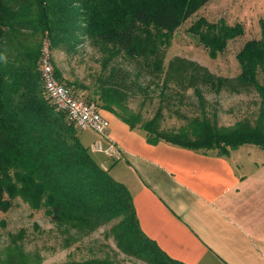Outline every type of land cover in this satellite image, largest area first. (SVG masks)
Wrapping results in <instances>:
<instances>
[{
	"label": "trees",
	"instance_id": "trees-1",
	"mask_svg": "<svg viewBox=\"0 0 264 264\" xmlns=\"http://www.w3.org/2000/svg\"><path fill=\"white\" fill-rule=\"evenodd\" d=\"M208 1L80 0L88 15L87 26L79 30L101 46L113 48L115 55L125 54L136 73L182 91L192 89L201 105L204 87L216 93L255 90L262 106L253 124L241 119L234 127L218 125L202 109L201 116L190 119L191 135L184 129L175 135L158 134L154 131L157 119L140 121L137 114L126 111L123 101L129 97L130 84L134 85L132 72L115 66L98 78L92 92L95 99L89 101L117 114L132 127L139 126L149 140L163 138L194 149L219 150L221 154L243 144L264 150V18L259 20L260 37L247 40L236 55L240 65L236 76L214 74L179 55L165 61L174 30ZM52 5V0H0V212L8 211L20 198L34 210L43 209L51 222L82 235L117 219L114 237L127 255L149 264H182L164 256L141 233L125 185L96 163L65 116L43 95L37 69L40 39L31 43V33L24 32L35 31L36 38L45 32V39L48 31L51 38L56 36L61 24L49 17ZM190 30L210 56L243 34L241 24L229 25L221 19L210 22L203 17ZM95 263L105 261L63 264ZM0 264L26 263L18 253L0 257Z\"/></svg>",
	"mask_w": 264,
	"mask_h": 264
},
{
	"label": "rangeland",
	"instance_id": "rangeland-1",
	"mask_svg": "<svg viewBox=\"0 0 264 264\" xmlns=\"http://www.w3.org/2000/svg\"><path fill=\"white\" fill-rule=\"evenodd\" d=\"M52 2L53 11L48 10L49 17L55 18L61 25L56 36L51 38L49 31L46 33L49 40V57L56 77L75 95L87 101L94 100L95 95L92 92L98 78L106 76L112 66L122 67L132 72L131 78L134 83L130 84L128 89L129 97L123 101L126 111L137 114L140 121L157 119L158 126H154V131L158 134L175 135L184 129L191 135L193 129L190 126V119L201 116L202 109L211 121L226 127H234L241 119H248L251 124L255 122L262 106L261 98L255 90L234 92L220 90L216 93L209 87H204L201 88V97L204 98L201 105L198 95L192 89L182 91L176 86H165L161 81L140 75L136 73L134 66L129 64L125 54L115 55L113 48H105L100 42L92 41L89 36L83 35L79 29L87 26L88 15L83 2L80 0ZM45 4L49 5L47 2ZM199 17L210 22L221 19L229 25L241 24L243 34L229 40L222 51L210 56L208 49L190 30ZM262 18L264 0H209L174 30L165 61L179 55L198 62L214 74L224 77L236 76L240 72L236 55L247 40L260 37L259 20ZM24 33H31L28 36L31 43L35 41L36 44V39H40L39 46L43 49L46 41L45 32L41 38L40 36L36 38L35 31ZM107 65V69H104ZM80 84L84 88L79 86ZM158 109L160 114H157ZM70 124L85 147L98 137L91 130L79 131L72 123ZM92 155L95 160L104 157L99 154ZM115 168L117 167L114 166V171ZM114 171L112 170L113 175ZM116 222L117 219H112L90 234L82 235L66 225L51 222L43 209L34 210L20 198H16L8 211L0 212V257L19 253L26 264H63L91 259L103 260L109 264H149L142 258L127 255L117 244L113 231Z\"/></svg>",
	"mask_w": 264,
	"mask_h": 264
},
{
	"label": "crops",
	"instance_id": "crops-1",
	"mask_svg": "<svg viewBox=\"0 0 264 264\" xmlns=\"http://www.w3.org/2000/svg\"><path fill=\"white\" fill-rule=\"evenodd\" d=\"M100 110L121 157L90 154L104 156L93 159L125 185L141 233L164 256L182 264H264L263 149L243 144L221 154L149 140Z\"/></svg>",
	"mask_w": 264,
	"mask_h": 264
},
{
	"label": "built area",
	"instance_id": "built-area-1",
	"mask_svg": "<svg viewBox=\"0 0 264 264\" xmlns=\"http://www.w3.org/2000/svg\"><path fill=\"white\" fill-rule=\"evenodd\" d=\"M45 46L41 49L38 60V71L42 81L43 94L53 108L62 113L65 119L74 125L79 131L91 130L99 138L88 147L90 151L102 152L111 161H117L121 157L119 147L108 136L109 121L102 115L100 108L93 101H87L75 95L62 81L56 77L53 63L49 57V40L46 36ZM44 44V42H43ZM103 142L106 146H103ZM102 168V167H101ZM102 169H106L103 167Z\"/></svg>",
	"mask_w": 264,
	"mask_h": 264
}]
</instances>
